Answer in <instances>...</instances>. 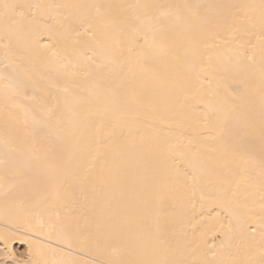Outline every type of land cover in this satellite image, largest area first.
<instances>
[{"label":"snow or ice","instance_id":"1","mask_svg":"<svg viewBox=\"0 0 264 264\" xmlns=\"http://www.w3.org/2000/svg\"><path fill=\"white\" fill-rule=\"evenodd\" d=\"M0 264H264V0H0Z\"/></svg>","mask_w":264,"mask_h":264},{"label":"bare ground","instance_id":"2","mask_svg":"<svg viewBox=\"0 0 264 264\" xmlns=\"http://www.w3.org/2000/svg\"><path fill=\"white\" fill-rule=\"evenodd\" d=\"M241 2H250V0H241ZM16 246L20 247V249L22 248V252L24 251V247L22 245H20L19 243H17L14 247L16 248ZM17 252H18V249L16 248Z\"/></svg>","mask_w":264,"mask_h":264},{"label":"rangeland","instance_id":"3","mask_svg":"<svg viewBox=\"0 0 264 264\" xmlns=\"http://www.w3.org/2000/svg\"><path fill=\"white\" fill-rule=\"evenodd\" d=\"M16 248L18 249V252H22V248L20 249V247L16 246Z\"/></svg>","mask_w":264,"mask_h":264}]
</instances>
